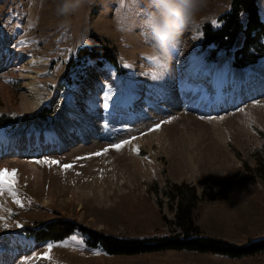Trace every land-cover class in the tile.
I'll use <instances>...</instances> for the list:
<instances>
[{
	"label": "rangeland",
	"instance_id": "obj_1",
	"mask_svg": "<svg viewBox=\"0 0 264 264\" xmlns=\"http://www.w3.org/2000/svg\"><path fill=\"white\" fill-rule=\"evenodd\" d=\"M60 2L0 0V169L17 170L16 188L25 205L21 208L7 192L0 196V217L6 218L9 226L5 247L0 250H4L0 255L9 256L0 264H25L24 258L35 251H40L38 255L47 251L48 242L31 247L23 240L22 227L17 224L37 227L41 221L63 218L119 238H150L181 231L177 213L190 206L191 219L199 228L190 236L203 234L235 244L263 237L264 68L261 74L248 66L252 89L260 95H247L244 101L231 98L228 107H223L227 99L214 95V88L205 90L204 80L212 77L214 62L210 64L203 57L201 39L196 38L205 21H217L231 0H209L208 7L184 32L180 46H170V67L163 63L168 51L158 48L144 25L153 12L165 15L167 9L147 7L145 0H127L126 4L125 0H90L64 17L56 12ZM256 4L264 23V0H256ZM241 14L244 19L245 14ZM94 35L115 55V66L92 59L82 60L79 66L71 64L78 47L96 39ZM241 39L239 34L238 44ZM221 54L219 58L224 56ZM150 57H158L161 65H155ZM105 69L113 70L115 79ZM175 81L188 93L198 92L200 98L207 91V99L199 105L206 111L192 112V99L188 101V106H193L191 112L177 104L176 112L161 117L165 112L162 107L170 106L171 100L184 93L175 92ZM104 82L113 89L107 110L102 107ZM208 99L213 100L212 112L206 107ZM117 102L118 116L105 121ZM172 117L181 122L185 139L176 136L172 123L166 129L161 127L165 138L159 135L160 130L149 131ZM208 118L217 120L211 135L207 133L200 146L185 145L194 135V140L200 141L196 132L201 134L208 128L204 125ZM208 136L220 143L227 158L208 143ZM132 137L137 139L126 145L124 152L135 153L154 171L131 175L112 150L93 155ZM137 146L139 154L134 151ZM37 160H58L60 164ZM182 163L188 166L179 174ZM64 164L73 167L64 169ZM86 174L99 175L101 181L102 175L108 178L100 197H93L91 191L82 193L81 179ZM212 183L217 185L209 188ZM175 184L182 187L175 189ZM210 194L215 198H209ZM180 204L182 210L178 211ZM3 223L0 220V235H5ZM81 232L73 228L68 236L50 242L67 244L53 248L51 264H264V250L240 257L176 247L109 254L101 248L84 247V241L79 242L83 240ZM73 235L78 240H72ZM15 252L18 256L13 260ZM30 264L45 263L37 258Z\"/></svg>",
	"mask_w": 264,
	"mask_h": 264
},
{
	"label": "trees",
	"instance_id": "obj_2",
	"mask_svg": "<svg viewBox=\"0 0 264 264\" xmlns=\"http://www.w3.org/2000/svg\"><path fill=\"white\" fill-rule=\"evenodd\" d=\"M228 10L220 14L217 18L219 26H213L206 22L203 26V38L201 40L202 47L209 49V56L214 58L220 47L227 52L237 39L239 33L243 34L242 45L234 49L230 54L232 63L237 66H246L248 63L254 62L258 55L264 52V46L259 41L264 34V26L259 17L256 0H231ZM241 13H244V19ZM94 37H96L94 35ZM98 38V37H96ZM253 47V51H249V47ZM110 50L105 43L97 41H85L75 52L74 62H80L83 58L96 59L98 56H106L111 58ZM219 58V57H218ZM218 60V59H217ZM216 60V61H217ZM3 121H0V124ZM217 184L212 183L209 188ZM175 189H179L178 185H173ZM177 187V188H176ZM206 190V189H205ZM209 198H215L210 194ZM193 200L192 202H194ZM184 209L180 214L177 213L180 233L173 236H162L157 239H139V238H119L110 234L86 229L81 224L68 219H54L42 224L35 233L37 238L56 239L61 238L72 231L73 228H79L86 232V243L88 245H101L109 253H135L141 251H149L166 247L189 248L208 250L230 256L240 257L257 251L264 250V236L255 240H250L246 244L236 245L229 243L223 239L196 235L190 236L191 232L198 231L199 228L191 219L190 210ZM182 210V206L178 207V211Z\"/></svg>",
	"mask_w": 264,
	"mask_h": 264
},
{
	"label": "bare ground",
	"instance_id": "obj_3",
	"mask_svg": "<svg viewBox=\"0 0 264 264\" xmlns=\"http://www.w3.org/2000/svg\"><path fill=\"white\" fill-rule=\"evenodd\" d=\"M261 62L259 64H257V65L250 66V69L259 71L262 74V71H263L262 68H264V58H263V60ZM210 72H211V76H212L211 78L213 80V82L211 84V87L214 88V91H215L214 95H217V97H221L223 100L227 99V100H225L226 103H230V99L231 98H235L234 101H237L239 98L244 101L246 99L247 95H250V96H258V95H260V92L258 90H253L252 89V86L254 84H253L252 80L250 79L251 76L249 74V69L248 68H245V69L244 68H237V67L232 66L230 64V60H229V57L227 55H224V56L220 57L219 60H217L216 62L214 61V63L211 65ZM223 93H227L228 96L225 97L223 95ZM191 94H192V96H191ZM197 94H198V92H194V93L184 92L182 94H178V97H175L173 100H171L172 104L170 106L162 107V109L165 112H163L161 114V117H162V115L164 113H166V111H169L170 113L176 112L177 111L176 110V105L177 104H180L179 105L180 108H188V110H191V108H193V106H191V104H190V106H188L189 105L188 101H190L192 99H193L192 103H195L194 109L197 108L199 105H201V99H199V97L196 96ZM193 95H195V98H193L194 97ZM179 98H180V100H179ZM228 98H229V101H228ZM212 101L209 100V103L207 104L206 107H211ZM222 108L223 107L221 106L220 109H222ZM211 109H212V107H211ZM192 112H193V109H192ZM187 117H189V116H187ZM187 117H186V119H187ZM191 119H192V117H191ZM216 122H217L216 118H208L207 121L204 122V125H206V127H208V128L204 127L205 131L203 130L201 132V134L196 132V135L200 138V141H197L199 139H195L194 140V138H195V135H194V137L192 136L191 139H188L185 142V143H188V144H185V145L188 146V145L191 144L190 146H192V144H195V145H199L200 146L202 139H203V142H204V136L207 133H210V131L213 132L214 126H215V124H217ZM179 123H181V122L180 121L179 122L178 121H173L172 122V129H174V131L176 132V136H179V137L183 136L184 139H185L186 138L185 131H182L183 128L179 127ZM169 125L170 124H168V126ZM166 126H167V124L162 125V128L166 129L168 127V126L167 127ZM162 128H161V130H162ZM161 130L159 132V135H161L163 138H165L164 137V132L161 131ZM210 135H211V133H210ZM161 136H159V137H161ZM166 137L169 138V134H167ZM207 139H208V143H211L213 145V148L217 147V149H219L220 154L222 155L223 158H227L228 155L223 150V148L221 147L220 143L215 141L214 137L211 138V136L210 137L208 136ZM124 149L125 148H123L121 151H116L114 149H110V150H112L113 152H115L118 155V157L123 162V165H125L127 170L130 171L131 175L142 176V175H145V174L151 172V170L153 171V169L149 167V162L142 161V160L136 158L135 157L136 154L133 153V152H128V151L124 152ZM184 164L182 163V164H180L181 166L179 165V168H178L179 169V174L183 173L184 170H185V167L188 166V164H185V165ZM81 174H83V173H81ZM107 176L109 177L110 175H107ZM89 178H90V180H89ZM101 179H102V181L99 180V175H96V174L95 175L94 174H91V175L89 174L87 176H84L81 179V183L84 186V188L81 187L82 188V193L86 194L87 192L91 191L93 193V195H92L93 197H97L99 195L101 196L102 192L104 193V189L102 188L103 183L105 182V179H108V178H106L104 175H102ZM8 256H9V254H5V255L1 254L0 255V262L3 261V259L5 257L7 258Z\"/></svg>",
	"mask_w": 264,
	"mask_h": 264
},
{
	"label": "clouds",
	"instance_id": "obj_4",
	"mask_svg": "<svg viewBox=\"0 0 264 264\" xmlns=\"http://www.w3.org/2000/svg\"><path fill=\"white\" fill-rule=\"evenodd\" d=\"M90 0H61L56 12L60 16H69L88 4ZM147 7L167 9L165 15L153 12L144 21L150 29L159 49L168 51L165 67H170L173 49L170 46H180L182 36L196 21L198 15L209 5V0H145Z\"/></svg>",
	"mask_w": 264,
	"mask_h": 264
},
{
	"label": "snow or ice",
	"instance_id": "obj_5",
	"mask_svg": "<svg viewBox=\"0 0 264 264\" xmlns=\"http://www.w3.org/2000/svg\"><path fill=\"white\" fill-rule=\"evenodd\" d=\"M126 3H127V0H125V4ZM241 15H243V14H241ZM212 23H213L214 26H219V22L216 21V20H213ZM0 27H2V25H0ZM203 35H204V33L201 31V32L198 33L196 38L202 39ZM13 46H15V45H13ZM150 59L152 60V62L155 65H157V66L161 65L158 57H150ZM124 67L131 68L132 65L125 64ZM105 70L109 72V76H111L113 79H115V73H114L113 70H110V69H105ZM102 88L104 89L103 96H102V99H103L104 102L102 104V107H103V109L107 110L109 108V106H110L108 102L112 101V99H113V89L111 88L110 85L107 84V82L102 83ZM131 101H132V97H129L128 103H131ZM112 109L113 110L111 112H108L105 115V117H104L105 121H107L109 118H115V117L118 116L119 109H120V104L118 102L114 103L112 105ZM240 111H243V109H240ZM174 119H176V118L172 117V119H166V120H163L161 122H158V123L154 124V126H152L149 129V131L150 132L151 131H159V130H161L162 125L170 124V123L173 122ZM201 119H204V117H201ZM221 119H223V117H221ZM136 139H137V137H132L131 139L121 140L118 143H114V144L110 145V147L104 148L103 149V153L96 152L93 155L100 156L102 154H106L110 149H114L116 151H121L126 145H130ZM134 151L137 154H139V147L137 146L134 149ZM36 163H45V164L59 165L60 161H58V160H50V161L49 160H37ZM72 167H73L72 164H64L63 165L64 169H71ZM16 185H17V170L16 169L9 170L7 168L0 169V196H2L5 192L11 194V196L14 198V202L17 205H19L21 208H23L25 205L19 199ZM12 215L15 216V213H12ZM0 220L4 221L3 229H4V232H5V235H0V250H2L5 247V241L7 240V233H8L9 226H8L6 218L0 217ZM17 227H23V225L17 224ZM71 239L76 241V240H78V237L73 235L71 237ZM79 242L83 243V240H79ZM57 246L67 247V244L66 243H62L60 245H55V244L49 243L46 246L47 251L45 253H43V254H41L39 256L33 255L31 257H25L24 258L25 264H30V261L35 260L37 258L38 259H46V260L51 261L52 258H53L51 256V252H52L53 248H55Z\"/></svg>",
	"mask_w": 264,
	"mask_h": 264
}]
</instances>
